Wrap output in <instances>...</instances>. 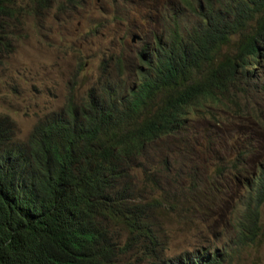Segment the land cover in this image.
<instances>
[{
	"label": "trees",
	"instance_id": "trees-1",
	"mask_svg": "<svg viewBox=\"0 0 264 264\" xmlns=\"http://www.w3.org/2000/svg\"><path fill=\"white\" fill-rule=\"evenodd\" d=\"M44 3L0 0V60L15 49L16 26ZM146 34L134 35L128 55H109L115 73L102 64L76 98L79 64L63 106L37 120L26 141L14 140L0 115V264H119L122 256L120 264H222L208 247L166 257L149 211H202L228 194L241 236L261 234L264 0H165ZM200 133L203 146L190 139ZM234 134L242 139L231 142ZM151 143L164 146L160 162L146 151ZM189 143L210 151L214 172L186 171L179 200H139L134 167L157 192L195 155Z\"/></svg>",
	"mask_w": 264,
	"mask_h": 264
},
{
	"label": "rangeland",
	"instance_id": "rangeland-1",
	"mask_svg": "<svg viewBox=\"0 0 264 264\" xmlns=\"http://www.w3.org/2000/svg\"><path fill=\"white\" fill-rule=\"evenodd\" d=\"M163 1L40 0L47 4L46 8L36 16H25L23 23L16 26L15 49L0 60V115L11 120L14 140L26 141L38 119L63 106L79 64L84 63L73 88L76 98L97 77L101 62L115 73L113 60L107 58L120 50L131 52L138 45L131 41L132 33L148 35L157 30V12ZM192 20L189 15L186 23ZM197 125L203 128V124ZM197 137L203 146V134L190 139ZM240 139L241 135L234 134L231 142ZM224 141L229 145V141ZM189 145L196 150L195 156L188 155L190 159L178 163V167L213 173L217 164L208 161L210 151ZM163 148L162 143H151L146 151L153 161L160 162ZM157 167L152 165L149 173H154ZM133 171L131 179L139 200L149 201L159 194L179 200L191 179L186 171L179 173L176 166L169 170L172 176L169 179L174 180L163 182L162 188L155 192L146 186L142 168L134 167ZM232 199L228 194L225 200L202 211L182 206L170 208L167 204L153 207L149 213L166 243L165 256L175 258L208 247L223 258L222 264H264V209L261 234L248 240L234 225ZM125 237L122 235V242ZM126 258L122 256L119 264Z\"/></svg>",
	"mask_w": 264,
	"mask_h": 264
},
{
	"label": "clouds",
	"instance_id": "clouds-1",
	"mask_svg": "<svg viewBox=\"0 0 264 264\" xmlns=\"http://www.w3.org/2000/svg\"><path fill=\"white\" fill-rule=\"evenodd\" d=\"M166 1H167V0H166ZM164 2H165V0L163 1L162 6L159 8V10H158V12H157V13H158V14H157V20H158L159 12H160V10H161L162 7H163ZM135 34H136V33H132V35H131V41H132V42H135V36H134ZM139 35H140V33L137 34V36H139ZM136 43H138V42H136ZM136 46H137V45H136ZM136 46H135V47H136ZM135 47H134L133 49H135ZM133 49H132V50H133ZM132 50H131V51H132ZM120 51H122V50H120ZM120 51H119V52H120ZM129 53H130V52H128L126 55H128ZM107 60H112V59L107 58ZM102 64H104V62H101L99 68H101ZM91 83H92V82H91ZM89 85H90V84H89ZM69 86H70V85H69ZM60 108H61V107H60ZM60 108H59V109H60ZM57 110H58V109H57ZM38 120H39V119H38ZM32 128H33V127H32ZM230 144H231V142L229 141V145H230ZM194 156H195V155H194ZM194 156H193V157H194ZM191 158H192V157H191ZM177 166H178V165H177ZM178 168H179V167H178ZM186 170H188V169H186ZM186 170H184V171H186Z\"/></svg>",
	"mask_w": 264,
	"mask_h": 264
}]
</instances>
